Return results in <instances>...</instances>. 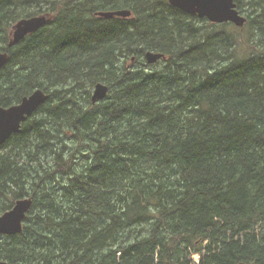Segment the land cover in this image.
<instances>
[{"label":"trees","instance_id":"trees-1","mask_svg":"<svg viewBox=\"0 0 264 264\" xmlns=\"http://www.w3.org/2000/svg\"><path fill=\"white\" fill-rule=\"evenodd\" d=\"M235 1L244 28L168 0H0V106L50 94L0 146V216L33 199L0 260L264 264V0Z\"/></svg>","mask_w":264,"mask_h":264},{"label":"water","instance_id":"water-1","mask_svg":"<svg viewBox=\"0 0 264 264\" xmlns=\"http://www.w3.org/2000/svg\"><path fill=\"white\" fill-rule=\"evenodd\" d=\"M174 7L182 11L207 18L213 23L232 22L236 26L244 27L247 17L242 14L235 0H168ZM96 16L104 18L130 17L132 11L129 9L113 11H97ZM50 16L43 14L23 18L18 21L12 29L9 46L12 47L24 39L27 35L35 33L46 25ZM146 59L149 64H154L161 59H166L162 52L147 51ZM10 60V54L6 51L0 52V72ZM109 86L99 82L95 85L92 93V102L97 103L107 97ZM50 98V94L42 89H37L30 95L23 97L21 102L9 107L0 106V145L4 144L14 133L22 130V124L34 112ZM33 204L32 198H22L16 201L15 205L0 216V234H18L23 229V222ZM0 264H12L0 260ZM237 264H247L239 262Z\"/></svg>","mask_w":264,"mask_h":264},{"label":"rangeland","instance_id":"rangeland-1","mask_svg":"<svg viewBox=\"0 0 264 264\" xmlns=\"http://www.w3.org/2000/svg\"><path fill=\"white\" fill-rule=\"evenodd\" d=\"M240 33H244V31L241 30ZM193 257H194V261H195V262H196V261H200V254H199V253H195V254L193 255Z\"/></svg>","mask_w":264,"mask_h":264}]
</instances>
